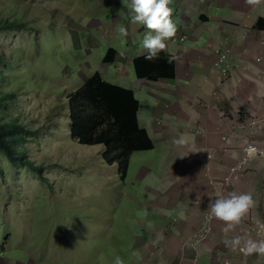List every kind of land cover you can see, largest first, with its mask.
<instances>
[{
	"label": "rangeland",
	"instance_id": "obj_1",
	"mask_svg": "<svg viewBox=\"0 0 264 264\" xmlns=\"http://www.w3.org/2000/svg\"><path fill=\"white\" fill-rule=\"evenodd\" d=\"M5 23L23 28L0 31L6 65L0 90L15 97L4 104L2 119L36 133L19 149L43 170L41 178L0 155V264L139 260L145 236L140 221L150 210L155 180L168 173L174 155L153 136L155 147L135 152L122 178L118 165L103 159V145L71 138L67 99L96 72L109 83L132 87L133 61L126 68L124 37L117 32L124 26V7L115 0H0V24ZM111 48L119 59L104 64ZM136 95L142 102L144 95ZM207 237L197 233L193 240Z\"/></svg>",
	"mask_w": 264,
	"mask_h": 264
},
{
	"label": "crops",
	"instance_id": "obj_2",
	"mask_svg": "<svg viewBox=\"0 0 264 264\" xmlns=\"http://www.w3.org/2000/svg\"><path fill=\"white\" fill-rule=\"evenodd\" d=\"M115 1L124 7L128 29L127 68L146 54V29L130 22V0ZM169 7L177 26L168 41L175 77L146 81L135 74L132 87H123L144 95L142 102L136 98L139 126L143 111L140 127L174 155L142 215L139 260L123 264H264V256L226 248L224 224L207 219L210 199L250 192L256 206L229 236L264 239L256 223L264 221V158H244L249 142L264 153V4L252 9L245 0H172ZM215 48L230 53L231 79L215 69ZM206 226L207 239L196 243L194 235Z\"/></svg>",
	"mask_w": 264,
	"mask_h": 264
},
{
	"label": "trees",
	"instance_id": "obj_3",
	"mask_svg": "<svg viewBox=\"0 0 264 264\" xmlns=\"http://www.w3.org/2000/svg\"><path fill=\"white\" fill-rule=\"evenodd\" d=\"M20 28L23 26L18 23L0 24V31ZM117 55V51L111 48L103 63L113 64ZM145 55L133 61L139 80H171L175 77V60L168 63L169 50L151 62L145 60ZM5 69L0 56V88L4 83ZM14 99L13 95H3L0 90V155L32 169L42 178L43 167L35 166L19 149L24 138L36 133H31L18 122L6 123L2 119L3 111L7 109L4 104ZM67 99L71 138L85 146L103 145V159L109 165L117 164L122 178H126L131 156L135 152L154 148L148 132L139 126V102L133 90L109 83L96 72L80 88L69 93Z\"/></svg>",
	"mask_w": 264,
	"mask_h": 264
},
{
	"label": "clouds",
	"instance_id": "obj_4",
	"mask_svg": "<svg viewBox=\"0 0 264 264\" xmlns=\"http://www.w3.org/2000/svg\"><path fill=\"white\" fill-rule=\"evenodd\" d=\"M172 0H130L127 7L130 9V22L134 25H142L146 29L142 46L146 51L145 60L151 62L158 59L160 54L167 53L168 41L176 36L177 26L172 20L173 9L169 7ZM245 4L256 9L264 4V0H245ZM117 32L121 37L128 36L127 27L120 25ZM176 57L169 55L168 63H172ZM183 146V140L174 141ZM251 153H256V148H250ZM256 206V201L250 192H230L227 196L219 195L216 199L209 200V221L215 219L224 224L222 228L223 244L232 252H239L245 256L256 254L264 256V239H253L248 235L229 236L235 232L242 222L248 218L249 213ZM261 232H264V221L256 219ZM115 264H123L117 257Z\"/></svg>",
	"mask_w": 264,
	"mask_h": 264
},
{
	"label": "built area",
	"instance_id": "obj_5",
	"mask_svg": "<svg viewBox=\"0 0 264 264\" xmlns=\"http://www.w3.org/2000/svg\"><path fill=\"white\" fill-rule=\"evenodd\" d=\"M215 53L218 56V59L216 60V62L214 63V67L215 69L221 74V76L223 77V79H229L230 78V66L228 64V54L229 52H221L220 50H215ZM260 62V61H259ZM256 148L257 151L256 153H251L249 151L250 148ZM244 155H245V162L248 161H252L254 159L263 157L264 158V153L260 150H258V148L254 145H250L248 144L247 147L244 149ZM209 231V228L206 226L203 230L202 233L207 234Z\"/></svg>",
	"mask_w": 264,
	"mask_h": 264
}]
</instances>
